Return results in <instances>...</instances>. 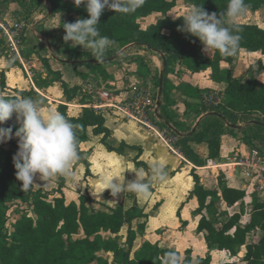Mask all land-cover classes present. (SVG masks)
I'll list each match as a JSON object with an SVG mask.
<instances>
[{
	"label": "trees",
	"instance_id": "obj_1",
	"mask_svg": "<svg viewBox=\"0 0 264 264\" xmlns=\"http://www.w3.org/2000/svg\"><path fill=\"white\" fill-rule=\"evenodd\" d=\"M21 8V15L27 19L44 0H14ZM188 2L191 6L203 7L209 14L226 13L228 0H145L144 4L135 12L123 14L105 9L97 26L102 36H107L115 41L112 49H107L103 59L111 58L122 48L134 45L143 47L162 56L164 64V78L162 84V96L158 119V130L168 132L170 138L163 136L170 147L180 154L194 167H204L207 161H215L219 158L220 143L211 132L210 124L201 123L192 135H188L190 129L179 134L174 128L165 124L171 123L176 127L170 116L165 111L169 94L172 90L167 76L175 65L195 74L209 70L210 79L216 84H225L226 88L221 95V102L216 107H205L202 96L205 91L186 86L185 97L197 100V104L185 103V108L190 109L198 118L201 114L217 113L223 119L236 123L243 116L258 115V121L264 123V83L257 80L258 75L264 71V65L260 62L250 66L246 75L234 78L232 70H223L220 63L225 62L232 66L235 55L244 50L247 53H260L264 56V29L255 25L235 24L231 26L234 34L241 39L237 51L232 55H224L212 50L213 56L208 58L202 54L203 45L198 38L179 31L183 26V18L171 20L166 17L177 2ZM248 10L256 11L264 8V0H245ZM51 14H63L65 22H75L78 18H88L86 6H76L74 0H48ZM151 14H159L162 17L145 29L139 26V19ZM59 42L68 52L69 60H74L75 66H84L97 71L106 78L103 67L111 64H91L87 61L96 60L92 51L82 52L71 48L63 37ZM5 43L0 39V54L4 51ZM46 66L47 77L36 79L39 88H45L51 83H57L62 90L64 103L74 100L85 105V94L78 86L68 87L58 72L51 71L46 60L42 59ZM49 75L52 79H49ZM159 87V79L155 83ZM5 89V74L0 72V91ZM22 95L23 93H19ZM57 111L73 124L78 125L76 135L78 139L79 160L86 168L88 165L81 157L79 145L87 138L86 129L90 128L94 136H101L100 143L108 151L122 154L127 148L123 143L118 148L108 144L110 131L104 126L102 114L93 108H82L77 117H68L66 107L59 105ZM0 127H11L13 135L18 128L4 123ZM171 138L176 141L171 142ZM204 142L207 146V156L200 158L191 148L190 143ZM18 151V140L8 146L0 144V264H165L168 253H175L180 257L181 264H211L210 252L224 251L230 258H236L239 250L244 247V255L236 262L225 264H264V202L256 197L247 211V222L241 223L242 212L229 216L226 212L217 216V205L223 201L227 207L237 203L242 204L245 197L244 191L229 188L225 177L219 173L215 189H206L192 169L190 175L194 186L188 199L197 203L193 212L199 220L196 233L202 234L208 253L203 258L193 259L191 251L186 250L182 255L174 250L160 248L156 244L143 242L139 249L130 257V252L124 250L118 243V234L124 224L128 225L127 245L131 248L135 239L132 230L133 217L129 212H124L121 206L109 207L102 201H93L87 194L78 198V203L66 204L61 193L63 181L60 177L56 191L35 190L31 187L25 190L21 182L16 179V170L12 157ZM137 167L144 168V164L133 159ZM150 176H147V181ZM51 198V199H50ZM13 203L29 206V215L16 212L14 221L9 222L7 211ZM135 208L132 206L131 211ZM204 212L206 215H204ZM179 229H183L186 222L181 220L177 213ZM257 234L256 242L247 243L251 234ZM111 254V261L101 256Z\"/></svg>",
	"mask_w": 264,
	"mask_h": 264
},
{
	"label": "crops",
	"instance_id": "obj_2",
	"mask_svg": "<svg viewBox=\"0 0 264 264\" xmlns=\"http://www.w3.org/2000/svg\"><path fill=\"white\" fill-rule=\"evenodd\" d=\"M247 14L255 16L257 21L255 20L254 25L264 29V8L254 12L248 10ZM153 15L155 14L149 15L147 18ZM65 20L66 17L63 14L50 13L48 0H44L43 4L33 11L27 19H24L21 15V8L17 2L14 0H0V39L4 41L5 47L6 43L10 44V55L18 57L17 59H15L16 57L14 58L16 62L15 66L18 68L21 65L25 67L20 55L39 56L40 58L50 56L52 60L50 62L47 61L50 70L58 72L68 87H80L88 95V98L84 100L85 105H81L76 100L64 103L62 90L57 83H51L45 88H39L35 83L36 80L30 79V86L34 90L33 93L39 94L40 98L54 102L53 106H55V110H57L59 105H64L68 117L79 116L82 108L91 107L100 112L104 118V126L110 131L108 144L113 148H118L123 143L127 147L123 149L122 154L108 152L100 143L101 136H94L91 129L87 128V138L79 145V148L82 152L81 157L87 162L88 174H86L85 166L76 161L72 167L74 175L56 176L57 178L60 177L63 181L61 193L65 203L77 204L78 198L87 194L91 200L102 201L109 207L115 208L120 206L119 204L115 206L109 204V196L111 194L108 190L101 193L102 190L97 181L100 175L106 171V168H101L105 166L102 165V161L103 163L106 160L114 163L117 162L118 165L124 163L130 170L138 174L143 170L144 176L142 178L145 181H147V176H150L151 168L154 165H159L167 169L169 178L160 189L157 188L158 181H153V185H151L153 195L161 200L159 199V205L154 211L153 216L146 221L144 229H138V227L134 226V220L132 221V230L135 232V240L133 242L135 246L133 247L136 250L134 252L139 249L143 242L147 241L151 244H156L160 248L177 251L181 255L186 250H190L193 259L205 257L208 250L203 235L195 231L199 218L194 217L193 212L197 208V203L193 199H188L189 193L193 190L194 186L190 172L192 169L195 170L194 172L199 177L200 183L206 189H215L217 177L219 173H222L229 188L241 190L245 193L246 182L243 178V170L234 164L242 158L250 157L254 150H264V127L251 124L252 121H258L259 116L255 114L243 116L236 123L227 120L223 121L215 116L205 117L206 114H201L197 118L190 109L187 110L185 108V103L191 105L197 104V100L185 97L184 91L186 86L221 96L226 85L223 83H213L210 79L209 70L193 74L183 69L180 65H175L167 76L172 90L165 105V111L176 124L175 127L170 123V127L178 131L179 134H183L186 129H181V125H185L191 131L201 119L200 124L204 122L212 126L211 132L220 143V154L217 160L211 161L210 164L207 161L206 165L201 168L194 167L173 150L163 138L157 128L158 118L156 115L151 117V122H154L155 126L145 127L133 121L124 120V115L116 110L123 102L130 100L140 87L149 86L153 93L157 95L158 89L155 83L163 70L161 56L143 47L126 46L119 50L116 60L103 67L106 75L105 79L92 68L75 66L74 64H62L56 59L75 62L68 59V52L59 42V37L65 35L63 29ZM17 24H23V30L18 38L12 39L10 35L13 31V26ZM235 24L248 23L236 22ZM67 43L77 51H90L89 49H79L71 41ZM5 47L4 51L0 54V72L4 71L5 74V89L4 92L0 91V96L5 97L10 93L14 97L20 95L19 93H23L22 95H24L25 91L16 89L14 84L10 85L9 73L14 64L11 67L5 64V58H8V51L5 50ZM112 48L113 46L111 45L108 49ZM202 54L208 58L213 56L212 50L209 54L202 50ZM242 58L246 61L245 64L241 62ZM257 62L264 65V56L260 53H247L244 50H240L235 55L232 66L221 62L220 68L223 70L231 69L234 78H241L246 75L248 68ZM45 77H47V74L44 73L40 76L43 79ZM93 78L100 80L102 84L99 91L103 90L111 94L112 98L110 101H104L100 97H98L99 100L91 98L89 89H87L88 86H85V84ZM257 80L264 83V71L258 75ZM54 85H58V88L53 91L55 92V98H52L49 95L50 93L52 94L50 87ZM31 87H29V90H31ZM45 100L42 99L43 102L48 103ZM49 104L52 106V103ZM158 113L160 114V111ZM228 124L235 125L238 129L231 128ZM117 134H119L117 140L113 141L112 138ZM190 146L200 158H206L207 146L204 142L199 144L191 142ZM96 151L100 152L102 157L98 158L100 155L96 154ZM133 159L143 163L145 167L135 166ZM120 167L123 168L122 166ZM36 180L39 184H43L44 182V180L42 181L38 177ZM58 182L55 188L49 190L42 187V185L34 189H42L47 192L56 191L58 189ZM252 197L254 196L245 194L242 204L237 203L230 208L223 201H220L219 205L221 210L229 216L242 212L241 217H245L246 219L244 222L241 220V223L245 224ZM167 198L173 199V202L165 209L169 202V200L166 201ZM243 205L246 209L245 214L243 213V209L242 211L238 210L237 212L230 213L237 206L242 207ZM178 212L180 213L181 220L186 222L183 229H179ZM163 214H166L168 219ZM204 215H206L205 212ZM124 225H126L128 230V225ZM217 253L227 254L224 251L214 250L210 252V256L212 257ZM243 255L241 254L239 258ZM239 258L231 259H233L232 262H236Z\"/></svg>",
	"mask_w": 264,
	"mask_h": 264
},
{
	"label": "clouds",
	"instance_id": "obj_3",
	"mask_svg": "<svg viewBox=\"0 0 264 264\" xmlns=\"http://www.w3.org/2000/svg\"><path fill=\"white\" fill-rule=\"evenodd\" d=\"M145 0H74L76 6L85 5L88 18H78L75 22L63 23L64 41H71L75 46H82L92 51L97 61H102L106 50L115 43L107 36H102L98 29L100 17L105 9L130 14L144 4ZM245 0H228L226 13L209 14L200 6H191L183 16V26L179 29L198 40L207 54L216 50L224 55L234 54L241 37L234 34L231 26L248 12ZM6 63L12 66L13 59ZM15 116L20 127L14 137L18 139V151L12 157L16 170V179L23 189L39 186L34 181L50 179L56 176H72L74 162L79 160L78 125L69 121L64 114L54 108L46 107L38 98L20 95L6 99L0 96V125ZM13 137L11 127H0V144L7 143ZM143 170L134 178L121 183L111 172L100 175L97 183L101 193L108 190L112 197L124 192H133L138 196L150 195L151 182L164 183L168 180V171L154 165L150 178L145 181ZM165 264H181L180 257L168 253Z\"/></svg>",
	"mask_w": 264,
	"mask_h": 264
},
{
	"label": "rangeland",
	"instance_id": "obj_4",
	"mask_svg": "<svg viewBox=\"0 0 264 264\" xmlns=\"http://www.w3.org/2000/svg\"><path fill=\"white\" fill-rule=\"evenodd\" d=\"M191 7V5L188 2H184V1H179L177 2V4L175 5V7L166 14V17H168L171 20H177L179 18H183V16L186 14V12L188 11V9ZM162 16L159 14H155L153 16L150 17H146L143 19H139V26L141 29H145L148 25L155 23L159 18H161ZM255 20L257 21V18L255 16H252L250 14H246L243 18H241L240 20H238V23H248V24H252L254 25ZM262 25V23H260ZM10 44L6 43V47L5 50H7V55L8 58H5V64L6 61L9 58L13 59V63L14 66H12L11 71L9 73V79H10V85L12 86V84H14V87H16V89H19L21 91H25L24 95H21L23 97H32V98H38L39 100L42 101L45 100L44 98H40L39 94H34V90L33 88L30 86V79L31 80H36L39 79V77L44 73L48 75V72L46 70V66L42 63V59H45L46 62L47 61H51L52 57H47V58H40L39 56H22L20 55L21 59L23 60V63L25 65V67H23L22 65L18 68L17 66H15V59H17V56H13L10 55ZM79 49L82 50H86L84 49L82 46H78ZM35 55V54H34ZM243 59V58H242ZM241 59V62L245 64V60ZM48 64V63H47ZM49 79H52V76L49 75ZM88 83L91 84H85V86L87 85L88 87H90V96L92 99L94 100H99V95H98V91L101 88L102 84L100 83V80L93 78L91 80L88 81ZM29 87H31L29 90ZM87 87V89H89ZM52 90V94L50 93L49 95H51V97L55 98V92H53L55 89L58 88V85H54L52 87H50ZM13 90V89H11ZM206 93V92H204ZM17 96V95H16ZM14 98V96H12V94L10 93L9 95H6L4 98L6 99H10V98ZM46 102H43V105L46 107H50V108H54L55 106H53L55 103L45 100ZM52 103V106L51 104ZM54 103V104H53ZM154 119V118H152ZM190 119V118H189ZM6 123H8L9 125H12L16 128H19L20 125L19 123L16 121L15 116H13L11 119H9L8 121H6ZM152 126H155L154 122H151ZM182 128L181 129H187L185 125H181ZM119 134L115 135L112 140H117ZM162 136H167L170 138V135L168 132H163L161 133ZM14 137V135H13ZM17 138H13L10 141H8L7 143H4L2 145L8 146L11 142L16 141ZM176 140L174 138H171V142L174 143ZM96 154L100 155L98 158L102 157V154L98 151H96ZM114 159V158H111ZM102 165H105L104 167H101L102 169L106 168V171H104V173L106 172H111L113 175H115L121 183L124 182V177L126 180H130L132 178H134L136 173L135 171L130 170V168L128 166H126L124 163H120L118 165V163H114L111 161H107L103 163L102 161ZM120 166H122L123 168H121ZM118 170V171H117ZM140 170V169H139ZM37 185H42V187H44L45 189H52L56 187V184L58 182V178L57 177H53L50 179H45L43 184H39V182L37 180L34 181ZM151 185H153V181L151 182ZM162 185H165L164 183H157V188L160 189L162 187ZM39 186H34L35 189H37ZM109 204L111 206H115L117 204H119L124 212H129L130 216L133 217L134 220V226L138 227V229H144L145 227V223L146 221L149 220V218L151 216H153L154 211L156 210V208L159 205V199L156 196L153 195V189L151 188L150 190V195H148L147 197H141L136 195L133 192H124L121 194V196L118 197H112L111 195L109 196ZM161 200V199H160ZM169 200V202L166 205L167 206L171 205L173 202V199H169L167 198L166 201ZM135 205V208L131 211L132 206ZM242 209L244 210V214H245V206L243 205L241 206H237L234 210L230 211V213H233L234 211H242ZM16 212H21L23 214L29 215V206H24L21 205L20 203H13V205H11L10 209L7 211V215H8V219L9 222L14 221V218L16 216ZM223 213V211L221 210L220 205H217V216H220V214ZM166 215V214H163ZM166 219H168V216H165ZM245 217L242 218V222L245 221ZM134 236H135V232H134ZM258 239V235L253 233L251 235L248 236L247 238V243H252V242H256ZM135 240V239H134ZM134 242V241H133ZM118 243L120 244V246L126 250L130 252V257L133 256L134 251L136 250L133 246H135L132 243V246L130 249H128V245H127V227L126 225H124V227L121 228L119 234H118ZM137 245V242H136ZM240 255H238L237 257L239 258L241 256V254L245 253L244 248H241L239 250ZM102 257L107 258L109 260V262L111 261L112 255L111 254H101ZM233 259H231L228 254L224 255V254H214L211 257V264H225V263H229L232 262Z\"/></svg>",
	"mask_w": 264,
	"mask_h": 264
},
{
	"label": "built area",
	"instance_id": "obj_5",
	"mask_svg": "<svg viewBox=\"0 0 264 264\" xmlns=\"http://www.w3.org/2000/svg\"><path fill=\"white\" fill-rule=\"evenodd\" d=\"M22 30L23 24L14 25L10 38H18ZM98 95L104 101H110L112 98L109 92L103 90L98 91ZM156 100L157 95L153 93L152 89L149 86H143L130 100L123 102L116 110L124 115V120L151 127V117L155 116ZM201 102L205 107H216L221 102V96L206 92L203 94ZM210 163L211 161H209ZM234 165L243 170V178L246 182L245 194L264 202V150H254L250 157L242 158Z\"/></svg>",
	"mask_w": 264,
	"mask_h": 264
},
{
	"label": "water",
	"instance_id": "obj_6",
	"mask_svg": "<svg viewBox=\"0 0 264 264\" xmlns=\"http://www.w3.org/2000/svg\"><path fill=\"white\" fill-rule=\"evenodd\" d=\"M46 1H47V0H46ZM117 58H118V55H115V56H113V57H111V58L102 59V61L89 60V61H87V62H88V63H91V64H106V63H110V62L116 60ZM161 58H163V57L161 56ZM56 60H57L58 62L62 63V64H65V65H72V64H75V63H76V62H73V61H64V60H59V59H56ZM163 66H164V64H163ZM163 78H164V70L161 71L160 76H159V87H158L157 100H156V110H155V115H156V117H157L158 119L161 118V115L158 113V110H159V108L161 107V104H162V102H161V96H162V84H163ZM210 116H215V117L220 118V119L223 120V121H226L225 119H223L222 116H220L219 114L214 113V112H211V113L206 114L205 117H210ZM200 121H201V119L196 123V125H195V126L192 128V130L189 132V134H188L189 136L192 135V134L196 131L197 127H198L199 124H200ZM165 124L168 125V126H170L169 123H167V122H165ZM251 124L256 125V126L264 127V123L259 122V121H252ZM228 126L231 127V128H234V129H238V127L235 126V125L228 124Z\"/></svg>",
	"mask_w": 264,
	"mask_h": 264
}]
</instances>
